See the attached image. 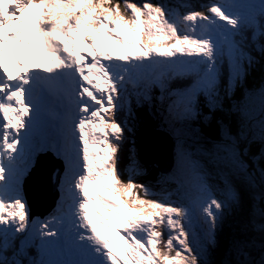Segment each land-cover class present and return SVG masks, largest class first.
<instances>
[{
  "label": "snow or ice",
  "instance_id": "snow-or-ice-1",
  "mask_svg": "<svg viewBox=\"0 0 264 264\" xmlns=\"http://www.w3.org/2000/svg\"><path fill=\"white\" fill-rule=\"evenodd\" d=\"M179 7L187 10L152 0H0V264H211L207 248L216 247L226 211L240 204L233 179L264 188V121L257 128L242 123L236 135L222 126V141L210 148L185 139L201 104L220 107L259 64L252 52L264 56V0ZM125 27L122 39L117 28ZM33 36L47 66L20 74L17 57V74L9 75L5 50L26 45L31 56ZM97 36L119 54L99 51ZM257 92L264 104V88ZM53 97L59 113L48 110ZM145 107L176 140L177 167L157 182H174L178 202L156 199L134 182L131 174H145L134 150L127 179L121 170L134 109ZM253 143L261 147L250 171L244 158ZM49 152L63 165L53 164L47 177L60 194L56 214L30 222L22 187ZM198 155L217 166L222 187L208 183ZM258 214L264 219V209ZM253 228L264 235V223ZM228 255L223 264H264V242L234 240Z\"/></svg>",
  "mask_w": 264,
  "mask_h": 264
},
{
  "label": "rangeland",
  "instance_id": "rangeland-1",
  "mask_svg": "<svg viewBox=\"0 0 264 264\" xmlns=\"http://www.w3.org/2000/svg\"><path fill=\"white\" fill-rule=\"evenodd\" d=\"M152 2L154 3L162 2V3L170 4L169 0H152ZM183 3L184 2L182 0H175V5L176 4L180 5ZM177 10H180V9L177 8ZM124 29L127 31V27H125ZM117 33L119 35H123V39L125 38L126 32L123 30V28L122 29L117 28ZM97 37L98 38L101 37V40L98 41V44L105 46V52L113 56L119 54L120 52L119 46L114 44L111 40L105 39L103 36H97ZM128 50H130L131 52L135 51V49H131V48H129ZM22 51H25V48H22ZM32 53H34V56L36 57L37 61L32 60V62H26L25 64L27 66L29 64H33L41 68H44L47 66L46 61L40 60L44 56L42 52V47L38 44V41L34 44V49ZM18 56H20L22 61L24 62L22 55L18 54ZM92 80L94 83H96L99 80V78L96 77V78H93ZM101 89H103V86H101ZM196 141H199V143L202 145L203 148H210L212 146L211 144H209L210 142H208L206 139L201 138L198 133H194L191 139L189 140V142L193 144L196 143ZM174 150H175L174 152L175 153V165L170 173H173L177 167V147L174 148ZM197 159L199 160L201 166L204 167L210 173L208 183L214 187H222L223 186L222 182L220 181L217 175V172H218L217 166L212 161H209L205 156L198 155ZM220 167L222 168L223 165H221ZM224 170L226 171L227 169H224ZM169 174L163 175V176L166 177ZM131 175H132V178L135 180L137 175L135 174H131ZM233 183L236 189L238 190V192L240 193V204L226 211L224 218L220 224V227L216 231V241H217L216 247L208 246L207 248V252H208L207 259L211 262V264H223L225 260L232 259V257L228 255V250L234 240H255L257 244L264 242V235L254 230L253 228V223H256V224L264 223V220L261 219L259 215L253 220L252 217H250V214L247 210L251 206L249 203H247L246 197H245V195L249 194L248 189L245 188L241 184V181L237 178L233 179ZM148 187L150 188L152 192L157 194L155 197L156 199H162L167 196L169 199V202H178L180 200V196L176 192L177 185L172 181H167L166 183H159L155 186H148ZM256 191H257V187L253 189L252 193L256 195ZM169 193H171L172 195L168 196ZM215 194L217 195L218 199H222V197H220L218 192ZM89 210L92 211L91 207L89 208ZM26 212H27V219H28L27 207H26ZM106 215H108V213H106ZM114 216L117 219H121L116 214H114ZM44 220L35 218L31 221H44ZM196 230L199 231V228H197ZM230 236L232 237L233 241H231L229 246L224 248V245L222 244V242L223 240H225L226 242V238Z\"/></svg>",
  "mask_w": 264,
  "mask_h": 264
},
{
  "label": "water",
  "instance_id": "water-1",
  "mask_svg": "<svg viewBox=\"0 0 264 264\" xmlns=\"http://www.w3.org/2000/svg\"><path fill=\"white\" fill-rule=\"evenodd\" d=\"M173 150L170 140L160 134H148L146 143L139 148L138 157L141 163L148 167L157 166L160 173H168L173 164ZM41 167L33 171L30 178H26L23 189L30 219L35 216L43 218L54 207L58 197L57 188L48 181L50 171L62 167L58 161H53L50 155L41 156Z\"/></svg>",
  "mask_w": 264,
  "mask_h": 264
},
{
  "label": "trees",
  "instance_id": "trees-1",
  "mask_svg": "<svg viewBox=\"0 0 264 264\" xmlns=\"http://www.w3.org/2000/svg\"><path fill=\"white\" fill-rule=\"evenodd\" d=\"M258 55H260V57L262 58L261 59V70L264 72V56H262L259 52H258ZM147 120L150 118L149 116V113L145 112L144 111V115H143ZM140 117V116H139ZM141 119V117H140ZM142 120V119H141ZM221 120V114L218 112L216 113L212 119H211V123H210V127L212 129L211 133L213 134L215 140H218L219 139V136L217 135L216 132H219L220 130H222V126L224 129H226L230 134L234 135L233 134V130L228 127L225 123H221L220 122ZM149 129L150 128V125L146 122V121H140V123L138 124V131H137V135H136V138L135 140L137 141L138 145H142L145 141V138H146V133L148 131H150ZM207 133L211 134L209 131H206ZM259 154V152H258ZM256 153V151H254V149L252 147L249 148V155L250 157L252 156H255V155H258ZM128 156V154H127ZM129 160L126 159L125 157H122V161H121V170L124 169L128 164ZM247 163H250L251 165V162H247ZM263 164V163H262ZM250 170V168H249ZM124 173V172H123ZM158 172H156V170L154 168H152V172L150 171H147V173L145 172V175H142L140 176L138 179L134 180V182H138V183H143L145 185H150V186H155L156 185V182L158 179ZM124 178L127 179L128 176L126 174H124ZM262 194L258 193V195L256 196V200H257V207L260 208V209H264V198H262ZM227 242H223V245L225 247L229 246L231 241H233L232 237H228L227 238ZM31 256H37V251L34 249V248H31L30 252Z\"/></svg>",
  "mask_w": 264,
  "mask_h": 264
},
{
  "label": "bare ground",
  "instance_id": "bare-ground-1",
  "mask_svg": "<svg viewBox=\"0 0 264 264\" xmlns=\"http://www.w3.org/2000/svg\"><path fill=\"white\" fill-rule=\"evenodd\" d=\"M9 31H11V29H9ZM12 47H14V46L9 45V48H7V49L5 50L3 66H4L5 70H6L10 75L15 76V74L12 73V72L9 70V65H10V64L8 63V58H9V57H12V56H16V55H17V53H16L17 51L15 52V51H12V50H11ZM98 49H99V48H98ZM99 50H100V49H99ZM84 55L87 56V57H89V58L91 59V53H90V51H89L88 49H86V48H85V51H84ZM27 72H30V67H28ZM23 73H25V68H24V67H23V69H22L21 74H23ZM25 117H26V116H25ZM0 120H2V118H1ZM18 147H19V145H18ZM106 195H107V194H106ZM109 198H110V199H113V200H116V198H114V197H109ZM117 202H118V201H117ZM92 207H93L92 211H100L102 215H106V212H104L103 209H99L96 205H92ZM112 215H113V219H114V220H120V219H117V218L114 216V214H112ZM93 220H94V222H95V217H93ZM95 226L99 228V224H96ZM116 226H118V225H113V227H116ZM109 231L111 232V231H112V228H110Z\"/></svg>",
  "mask_w": 264,
  "mask_h": 264
}]
</instances>
